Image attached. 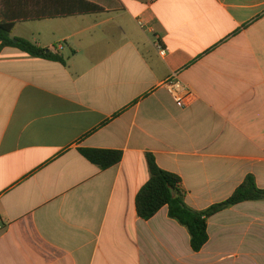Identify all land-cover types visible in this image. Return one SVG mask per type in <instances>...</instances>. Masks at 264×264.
<instances>
[{
    "label": "crops",
    "instance_id": "crops-1",
    "mask_svg": "<svg viewBox=\"0 0 264 264\" xmlns=\"http://www.w3.org/2000/svg\"><path fill=\"white\" fill-rule=\"evenodd\" d=\"M87 1L100 11L14 28L65 64L0 51V264H264V200L210 217L200 252L167 207L136 208L148 153L197 211L249 175L264 189V0ZM174 73L188 108L161 87Z\"/></svg>",
    "mask_w": 264,
    "mask_h": 264
},
{
    "label": "trees",
    "instance_id": "trees-1",
    "mask_svg": "<svg viewBox=\"0 0 264 264\" xmlns=\"http://www.w3.org/2000/svg\"><path fill=\"white\" fill-rule=\"evenodd\" d=\"M99 11V6L87 0H0V51L6 47H14L35 58L65 64V59L60 54L29 40L13 37L17 22L65 18ZM79 152L102 170L119 164L123 159V152L118 150L80 149ZM146 161L150 179L136 198L139 217L149 221L162 208L167 207L169 217L188 231L194 252H200L209 240L210 217L243 202L264 200V189L258 187L253 175H249L230 198L206 210L197 211L186 204L180 176L160 168L151 153L146 155Z\"/></svg>",
    "mask_w": 264,
    "mask_h": 264
},
{
    "label": "built area",
    "instance_id": "built-area-1",
    "mask_svg": "<svg viewBox=\"0 0 264 264\" xmlns=\"http://www.w3.org/2000/svg\"><path fill=\"white\" fill-rule=\"evenodd\" d=\"M156 48L162 57L167 55V49L159 41L156 42ZM161 87L164 88L182 108H188L198 100V94L180 78L179 73H174L166 79ZM0 228H2V225H0Z\"/></svg>",
    "mask_w": 264,
    "mask_h": 264
}]
</instances>
